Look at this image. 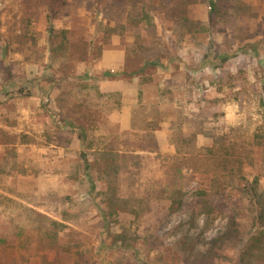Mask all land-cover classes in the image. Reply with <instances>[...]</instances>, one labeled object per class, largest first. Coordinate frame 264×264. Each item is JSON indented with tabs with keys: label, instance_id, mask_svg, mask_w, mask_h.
<instances>
[{
	"label": "rangeland",
	"instance_id": "374dc122",
	"mask_svg": "<svg viewBox=\"0 0 264 264\" xmlns=\"http://www.w3.org/2000/svg\"><path fill=\"white\" fill-rule=\"evenodd\" d=\"M251 1H257L261 9L257 20H251L246 25L241 20L233 27L226 26L224 32L212 33L211 37L207 33H196L181 42L177 41L171 23L163 18L162 13L158 10L154 13L153 22L157 33L168 47L173 60L164 61V68L156 71L152 83L145 88L153 91L158 82H172L179 85L180 89L171 91L168 98L172 96L184 100V95L191 96L189 105H183V112L178 115L183 123L177 129L182 130L186 136L196 132L193 138L188 135L189 140L181 142L186 149L183 157L187 160L185 164H191L194 170L184 168L179 172L175 168L178 164L175 165L171 157V147H161L157 153L140 151L146 145L140 134L133 131L116 134L113 130L112 106L120 103L121 95L120 91L110 86L113 80L121 78L98 83L93 93L80 86L79 90L84 91L81 94L87 93L91 99L83 100V106H74L71 113L63 112V103L70 105L66 91L68 88L74 91L76 87L63 80L60 70H57L58 64L50 60V22L46 21L45 7H33L24 0H0V135L2 132L16 134L18 139L15 145L0 144V163L6 150L13 148L15 152L13 164L10 163L0 171V195L14 201H3V205H0V239L16 245L14 250L0 244V264H39L38 255L45 252L50 260L54 255L46 247L48 241L39 229L40 224L45 225V221L40 218L42 222H39L38 217L56 219L64 208L69 209L71 205L63 200L64 196L74 202L80 199V192L70 178V172L79 160L76 153L81 145L77 131L70 133L62 129L64 114L85 123L91 139L103 141L104 144L113 141L118 144L122 156H136L135 160H127L123 163L125 166L120 168L117 187L120 194L134 192L145 195L148 191H164L167 186L176 188L175 183H179L178 186L184 191L180 209L175 213L168 215L166 201H160L155 203L154 213L143 215L137 219V223L131 221V215H120L118 224L112 225L114 232H121L123 227L136 229L139 238L136 237L132 246L127 247V258L130 261L145 264H238L237 254L253 231V211L246 197L238 189L229 191L230 198L242 200L237 218L238 234L234 240L221 241L223 245L213 250L210 241L222 235L226 220L218 218L212 223H206L199 216L192 224L190 211L195 189L209 188L211 177L217 172L215 157L206 155L200 149L211 144V139L198 133L200 130L218 137L223 135L228 139L229 145L233 146V155L238 156L243 163V177L251 180L258 172L264 175V43L251 52L249 48L240 49L241 43L238 40L245 35L242 32L244 28L250 33L264 18V1ZM91 10L85 12L83 8H77L70 15L60 16L52 22L55 33L67 30L66 37L71 43L85 36L94 45L88 62L75 63L72 57H67L65 65H62L78 84L93 83L94 76H101L102 73L94 71L100 49L124 47L132 42L130 34L120 37L114 35V31L98 27L95 22L98 13ZM206 11L202 3L194 5L192 9L200 19H205ZM32 13L34 16H31ZM29 18L30 22L27 21ZM256 38L264 40V36L258 35ZM54 40L56 45L61 37L57 35ZM206 45L211 47L205 51ZM206 52H209L211 59H202V54ZM214 54L226 55L227 59L216 61ZM212 61L217 64L216 71L210 69ZM238 70H242L243 80L242 84L240 81V84L235 85L228 73L235 74ZM71 71L76 74L73 75ZM85 72L91 79L85 75L79 77ZM213 74H217L218 79H214ZM50 78L56 84L50 82ZM96 93H111V97L100 98ZM62 98L65 99L63 103ZM151 109L154 110L146 105L135 110L137 128L143 126L140 119L143 112L147 114ZM159 110L173 116L172 105H164ZM80 113L86 115V120L76 118ZM95 115L98 119L94 124L91 119ZM169 123L168 120H160L158 126L166 131ZM254 135L261 136L259 141L263 148L256 145ZM172 136L173 141L181 138L179 134L172 133ZM68 138L67 147L58 146ZM188 152L191 155H187ZM12 165L13 168L7 170ZM241 184V180L236 182L239 188ZM96 188V191H103L104 182L98 181ZM96 212L93 206L88 208V213L79 221V225H70L64 233H59L60 244L72 235V241L74 237L89 241V249L95 253L100 247L99 240L104 239L109 243L110 239L100 233V218ZM17 226L21 229L20 237L17 236ZM110 248L102 250L100 260L123 264L120 262L124 254ZM56 252L58 263L68 264V253L63 249Z\"/></svg>",
	"mask_w": 264,
	"mask_h": 264
},
{
	"label": "trees",
	"instance_id": "16d2710c",
	"mask_svg": "<svg viewBox=\"0 0 264 264\" xmlns=\"http://www.w3.org/2000/svg\"><path fill=\"white\" fill-rule=\"evenodd\" d=\"M24 2L37 8L40 5L45 7V18L46 21L50 22V30L48 29L50 31V60L52 63L58 64L57 70H60L59 72L62 74L63 80L73 85L72 87H76L74 91L70 88L66 91L68 94L66 95L68 96L67 101L70 105L66 106L63 103L65 99L62 98V103L65 106H60L63 112L67 113L73 112L74 106H83V100L91 99L87 93L81 94L84 91L79 90L81 89L80 86L86 87L85 91L88 90V92L93 93L97 90L95 87H97L98 83H103L107 80L112 81L116 77L125 81L138 78L140 87L149 86L156 76V71L159 68H164L163 62L173 60L168 47L157 33L156 26L153 22L155 11L158 10L161 12L163 18L171 23V30L178 42L196 33H207L211 37L212 33L224 32L226 26L233 27L241 20L246 25L251 20H257L261 12L258 6L259 3L251 0H24ZM199 3L205 4L206 6L205 19H200L197 14L192 12L194 5ZM77 8H83L85 12H92L91 9L96 10L98 15L95 13V22L98 27H105L108 31H114L113 34L120 37L124 36V34H130L132 36V42L123 47L124 67L120 74L104 71L101 76H94L93 83L78 84L76 79L70 77L67 69L62 66L65 65L64 62L67 57H72L75 63H83L88 62L93 54L92 50L94 45L91 39L84 36L81 40H75V42L71 43L66 37L67 30H61L57 34L53 29L52 22L54 19L60 16H68ZM34 13L31 16H34ZM34 19L36 20L37 17ZM27 21L30 22L31 18ZM260 22L250 33L245 28L243 31L241 29L239 30L245 33V35L238 39L239 43H241L239 44L240 49L249 48L252 52L259 44L264 43L262 38V40L256 38L258 35L264 36V18L260 19ZM57 35L61 37V41L54 45V39L57 38ZM204 47L206 51V49H210L211 45ZM101 52L102 49L98 52L97 57L100 56ZM213 58H217L215 60L221 62L225 61L227 56L214 54ZM202 59H211L209 52L202 54ZM212 63L210 64V69L216 71L217 64L215 61H212ZM71 72L73 75L76 74L74 71ZM241 73L242 70H238L235 74L228 73V77L231 81H234L232 83H235V85L236 83L237 85L240 84V81L242 84L243 76H241ZM84 75L91 79V76H88L87 72L79 75V77ZM186 75L187 77L189 76V74ZM213 77H215L214 79H218L217 74H213ZM50 82L54 83L55 80L50 78ZM179 89L180 86L172 82L168 84L158 82L154 86L153 91H151L152 96L149 94L145 98L140 91V103L142 102V98L145 101L149 98L151 102H154L149 105L154 110L151 109L147 114L145 111L143 112L140 118L142 119L141 123L143 126H140L135 131L145 140L146 145L142 146L140 151L145 150L157 153L159 146L154 132L159 129L158 123L160 120L170 121L166 141L168 148H172V160L176 163L175 165L178 164L175 168L179 172L184 170V168L193 171L194 167L191 164L186 166L187 160L183 158L186 149L182 147L181 142L189 140L187 139L188 135L189 138H193L196 132H191L186 136L182 130L177 129V126L183 123V120L179 119L178 115L183 112V110L181 111L183 105H189L191 96L189 94L184 95V100H177L172 96L168 98V94H171V91H179ZM96 95L100 98L111 97V93H96ZM57 101L59 103L61 98ZM164 105L167 107L172 105L173 116H169L166 111L162 112L159 110V107H163ZM145 106L142 104L138 107ZM119 107V102L112 106L113 110H118ZM76 118L86 120L87 117L86 115L82 116L80 113ZM97 119L98 116L95 115V118L91 119L92 122H90L95 124ZM61 127L70 133L77 131V137L81 145V149L76 153L79 160L72 166L70 172V178L74 181L80 192V199L74 202L68 196H64L63 200L69 202L71 205L69 209L64 208L56 219L47 216L38 217L39 222H42L40 218L45 221V225L40 224L39 229L43 231L42 233L48 241L46 247L54 255L50 260L46 252L38 255L39 264H60V262L58 263V256L55 257L58 249H63L64 252L68 253V264H113L110 261H101L99 258L103 253L102 250H107L110 247V249L113 247L117 252L124 254L122 256V262L118 260L120 263L145 264L142 262L134 263L127 258V247L132 246L136 241V237L139 238L136 229L131 230L123 227L121 232H114L112 225L118 224L120 215H131L133 216L131 221L137 223V219L143 215L149 212L154 213L156 208L155 203H159L160 201H166V213L168 215L175 213L180 209L184 191L178 186L179 183H175L174 187L176 188L167 186L164 191H148L145 195H137L134 192L124 195L120 194L119 189H117L119 186L120 168L125 166L123 163H126L127 160H135L136 156H122L118 144L113 141H110L109 144H104L103 141L98 142V140L91 139L85 123L81 121L77 122L71 116L64 114L61 120ZM202 131L200 130L198 133L211 139V144L209 146H203L200 149L206 155L215 157L214 166L217 172L211 177L209 188L197 187L193 192L191 202L192 210L190 211V216H192L191 223L194 224L199 216H202L206 223H212L218 218L226 220L222 235H218L210 241L212 250L217 246L223 245L220 244L223 240H234L238 234L237 218H239L242 200L240 198L232 199L228 193L232 189H238L246 197L251 207L250 209L253 211V231L248 235L244 247L238 252L237 263L264 264V185L262 184L264 175L258 172L251 180L243 177L241 174L243 163L238 159V156L233 155L231 151L233 146L229 145L230 142L228 139H225L223 135L218 137ZM172 133L174 135L179 134L181 138L173 141ZM254 138H256V145L263 148V144H260L261 141H259L261 136L254 135ZM113 139H117V137H113ZM17 140L16 134L2 132L0 135L1 145H15ZM68 145L69 138L63 144H58V146L62 147H67ZM187 155H191V152H188ZM14 157L15 152L13 148L6 150L5 155L1 159L0 171L3 170V167L12 163ZM11 168H13V165L9 166L7 170ZM175 168L173 167L174 170ZM239 180L243 181L240 188L236 185V182ZM98 181L104 182L105 188L103 191H96ZM164 192L165 194H162ZM4 197V195H0V205H3V201H6V203H14L10 198ZM92 206L97 210L96 213L98 214H95L97 216L99 215L100 218L98 223L101 228L100 233L103 236L105 235L104 238H109L110 242L107 243L104 239L99 240L98 246L100 247L98 248V252L95 253H91L88 245L89 241L84 242L75 237L72 241V235L64 243L60 244L58 241L59 233H64L70 225H79V221L88 213V208L90 209ZM16 229H18L17 236L20 237L21 229L19 226ZM0 244L16 250V245L7 244L5 239H0Z\"/></svg>",
	"mask_w": 264,
	"mask_h": 264
},
{
	"label": "crops",
	"instance_id": "0c3cea01",
	"mask_svg": "<svg viewBox=\"0 0 264 264\" xmlns=\"http://www.w3.org/2000/svg\"><path fill=\"white\" fill-rule=\"evenodd\" d=\"M123 67V47L104 48L102 49V52L96 61L94 71L99 73H102L104 71H108L111 73L117 72L116 74H120L123 70ZM113 81L114 82L110 87H115V90L120 91L121 95L120 107L118 108V110L113 111V130L116 132V134H122L131 131L136 132L135 130L139 128H137L135 125V110L142 104L150 105L154 103L151 102L149 98L146 101L142 98V102L140 103L139 92L141 91L142 96L144 97L149 94L152 96L153 94L151 93V91H148L145 86L140 87L138 78H132L130 81H124L122 79ZM161 128L162 127L154 132L156 141L158 142V146L160 149L161 147L168 148V144L166 141L168 128L166 131H163Z\"/></svg>",
	"mask_w": 264,
	"mask_h": 264
}]
</instances>
